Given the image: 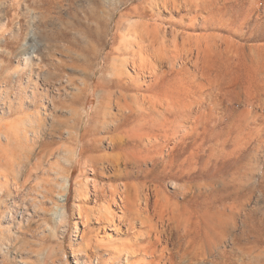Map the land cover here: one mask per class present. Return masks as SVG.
I'll use <instances>...</instances> for the list:
<instances>
[{
    "label": "rangeland",
    "instance_id": "1",
    "mask_svg": "<svg viewBox=\"0 0 264 264\" xmlns=\"http://www.w3.org/2000/svg\"><path fill=\"white\" fill-rule=\"evenodd\" d=\"M138 37L147 53L155 54L157 73L166 72L159 79L147 78L154 87L143 95L154 97L158 106L162 102L164 106L170 104L169 123L164 127L168 131L160 126L161 133L155 132L168 134L170 139L153 168L148 162L138 165V169H132V164L130 175L119 181H97V168L90 161L95 154L87 151L83 141L79 146L69 141L68 132L75 134L80 128L83 135L98 121L95 88L100 84L99 92L108 90V85L104 87L102 83L108 82L117 59L129 58L125 50L137 45ZM24 49L38 60L21 74L24 65L19 52ZM129 70L132 72L131 67ZM94 71L92 90L80 96L78 88ZM27 76L31 79L29 85ZM261 91L264 0H0V130L16 120L27 118L28 123L40 118L43 134L31 162L23 169L18 190H13L15 200H8L6 194L0 196V264H50L45 257L50 245L60 248L69 264H77L74 250L91 243V239L107 243L110 235L111 248L117 251L134 242L133 233L140 235L149 229L135 218L136 213L131 211L134 209L149 215L159 231L164 226L166 234L162 236L170 238L166 220L173 209L188 217L198 210L212 212L227 207L228 212L229 206L236 210L233 216L237 215L233 218V257L221 264H264ZM75 97V119L83 118L82 126L77 124L76 130L66 121L70 115L67 106ZM180 109H186V121ZM175 122L185 124L177 135L173 133ZM161 140L166 141L163 137ZM67 147L74 155L70 164L63 165L70 178L67 198L70 196L65 203L70 224L63 236L62 229L53 224L52 198L43 199L40 187L48 186L58 151ZM12 152L8 146L0 149V171L8 168L9 156L15 154ZM259 166L260 170L256 168ZM245 175H250L251 180ZM94 182L105 186L106 196H110L109 190L119 187L122 195L109 201L118 218L124 198L130 210L123 211L135 218L134 231H129L124 222L120 229L101 227L94 217L90 224L86 223V216L100 204L95 202ZM125 184L131 187L128 192ZM134 185L140 187L139 195L134 194ZM200 185L204 187L198 191ZM189 186L194 189L183 193ZM182 194L188 196L186 207L181 203ZM134 197L136 203L132 206L129 199ZM159 211L165 212L163 225L157 216ZM191 214L193 221H198V215ZM172 233L170 243L175 241L176 232ZM141 239L139 236L138 244L144 246L147 238ZM105 250L108 249L101 250V256L109 259ZM123 256L112 264L146 260L142 252ZM127 257L131 263L125 262ZM55 260L58 263V258Z\"/></svg>",
    "mask_w": 264,
    "mask_h": 264
},
{
    "label": "bare ground",
    "instance_id": "2",
    "mask_svg": "<svg viewBox=\"0 0 264 264\" xmlns=\"http://www.w3.org/2000/svg\"><path fill=\"white\" fill-rule=\"evenodd\" d=\"M116 9L117 7H115V10ZM14 22L16 23V21ZM140 40L141 37L139 38V43ZM139 43L137 42V45H132L134 47H131L130 45L128 49L126 48L125 53L129 55L127 60L115 58L117 60L114 64L112 63V72L107 79L108 82L105 84L102 83V86L104 87L108 85V90H101V92H99L98 88L100 84L96 86L95 93L98 95V102L95 111L98 115V121L94 125L89 126L83 135L80 133V128L77 129L75 134L71 130L68 132L67 138L69 141H74L76 146H79V144L83 141V144L88 147L87 151L89 150L91 153L95 154L93 155V158H90V161L92 162L93 168H97V181L101 179L107 181H119L124 178L125 175H130L129 169L132 164V169H138V165L148 162L150 163L151 168H153L155 166V160L158 156L162 155V152L166 147V142L170 139V135L168 136V134L160 135L155 133L159 130L158 127L161 126L162 128L160 129L164 130L165 125L169 123L167 115H169V112L172 111L170 104H166L164 106L162 104V101L164 100H162L161 105L158 106L159 104L157 105L154 97L152 99L151 95V98L147 97V95H143V92H149L154 87V83H152V81L148 82L146 79L149 77L159 79V77L165 75L166 72H164V74H161V72L160 74L157 73V62L153 59V55L155 54H148V50L143 47L144 44L142 45V43H140V45ZM24 50L19 52V56L22 57L21 59L24 65L21 69V74L24 73L25 67L31 66L38 60L36 59V56L29 54L28 51ZM161 60L163 61V59ZM130 67L132 72L129 70ZM15 73L18 74L19 71ZM95 75V71L92 75H86L81 86L78 88L79 93H81L80 96L83 94L87 96L90 93L92 90L91 81ZM27 77L29 80L30 77ZM20 81H22V79H20ZM30 83L31 79L28 81V85ZM77 100L78 97L73 98L67 106L70 115L66 121L71 124V129L74 130H76L77 124H80L81 127L83 121V118H80L78 121L75 119L74 106L77 103ZM159 108H162L164 111ZM183 110L180 109L178 111L184 114L186 109L185 111ZM158 118H160L161 122ZM183 118H185V121L187 120L185 114ZM26 120L28 119L26 118ZM25 121L16 120L0 130V149L4 146H8L13 151L12 154L15 153L12 156L10 155L8 163L6 162L8 168L5 171H0V196L6 194L7 199L11 201L15 200V192L13 190L17 191L19 185L21 184L23 169L26 163L31 162V156L38 147L40 138L43 136V134L40 133V118L30 119L28 123ZM73 124L75 126H73ZM175 126L176 129L173 133L177 135V133L185 127V124L181 126L179 122H175ZM164 131L167 132L168 129ZM30 133H32V137H30ZM162 137L166 140L164 141L165 143L161 140ZM23 154H26L24 159ZM73 155L74 153L71 148L67 147L62 151L59 150L57 155L58 161L53 163L50 168L52 175L48 176L50 177L47 180L48 186L45 188L42 186L40 187L44 191L42 195L43 199L49 197L52 198L53 208L51 215L54 221L53 224L55 223L54 227L62 229L63 236L66 234L70 224L65 204L70 186V178L69 175L67 176L66 168L63 169V165L67 166V164H70L73 159ZM256 168L260 170L262 167L259 166ZM106 171H108V174H106ZM45 173L46 172H44V175ZM250 175H247V177L245 175L246 179L251 180ZM252 175H254L253 177L256 176L253 173ZM240 182L242 183V181ZM93 186L96 190L94 195L95 202L96 204H100L96 210L92 211L93 213L86 216L87 224H90L94 217L97 224L101 227L105 228L107 226H113L114 228L120 229L121 223L124 222L127 224L129 231H134L136 229V225L132 222V220L137 218L140 220L142 226H148L149 229L146 233L143 232V234L140 233V235L138 233H133V235L135 234L134 242L124 245L123 247L121 246L122 248L118 250L116 249L117 251L114 250L115 248H111L113 246L111 235L107 237V243L92 242L91 239V243H85L83 247L79 248V250H74L72 252L77 264H95V259L98 260L96 264H112V262L118 263L122 260V258H125L123 254H126L129 257L130 255L134 256L139 252H142L143 256L146 258V260H142L139 264H221L223 261L233 257V226H235L233 224V218L237 216H233V212L234 214L236 212V210L233 211V206H229L228 212L227 207L219 211H212L213 213L210 211L203 212L202 210L191 212L194 213L193 215H198L196 219L198 221L196 222L193 221L191 213V216L189 215L190 217L188 215V217H186L182 212L179 213V209H173L171 215L169 213V217L166 220L169 222L168 228L170 231V238L173 235L172 232H176L175 241L170 243L168 242L170 240L169 237L163 238L162 236V234H166L164 226L162 227V230L159 231L149 215L144 216L142 211L136 209L131 210L136 213L137 216L135 218L126 215L123 210L128 208V206H126L124 198H121V201L123 202V207H121L122 215L116 218L117 214L113 211L112 204L109 199L115 197V195H122L119 187L109 190L110 196H106L107 190L104 185H98L94 182ZM124 187H128L125 190L126 192H128L129 188H131L127 184H125ZM203 187L200 185L197 187V190L201 191ZM139 188V186L134 185L135 195H139ZM184 188L185 189L182 191L183 193L194 189L192 186ZM182 196L184 198V202L181 203L185 206L188 204V196L186 197L184 194H182ZM53 198L56 199V202L55 200L53 201ZM128 199L129 198L126 200L128 201ZM134 199L135 197L129 199L132 206L136 203V200ZM114 200L116 199L114 198ZM237 206H235V208ZM241 207L243 206L241 205ZM14 208L12 211H14ZM159 213L160 214L157 216L159 218V222L163 225L165 222V212L161 213V211H159ZM240 214L238 216H240ZM117 219L119 224H116ZM154 233L155 235L153 236ZM139 236L142 238L141 240L147 238L143 241L146 242V244L144 246L141 245L142 247L138 244L139 240L137 239H139ZM1 240L3 239L0 237V242ZM7 247L8 246H6V248ZM103 248L108 249L104 252L107 256H109V259L101 256V250ZM59 249L60 248L57 249V246L55 245L48 246L45 257L50 264H69L64 258L61 249ZM90 251L95 252L90 253ZM128 257L125 259V262L127 261L126 263H131V260H128ZM55 258H58V263Z\"/></svg>",
    "mask_w": 264,
    "mask_h": 264
},
{
    "label": "trees",
    "instance_id": "3",
    "mask_svg": "<svg viewBox=\"0 0 264 264\" xmlns=\"http://www.w3.org/2000/svg\"><path fill=\"white\" fill-rule=\"evenodd\" d=\"M69 196H70V195H69ZM69 196H68V198H67V202H68Z\"/></svg>",
    "mask_w": 264,
    "mask_h": 264
}]
</instances>
